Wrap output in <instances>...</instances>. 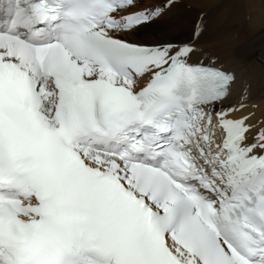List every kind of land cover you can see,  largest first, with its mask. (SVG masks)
<instances>
[{
    "label": "snow or ice",
    "instance_id": "obj_1",
    "mask_svg": "<svg viewBox=\"0 0 264 264\" xmlns=\"http://www.w3.org/2000/svg\"><path fill=\"white\" fill-rule=\"evenodd\" d=\"M176 4L0 0V264H264V127L203 14L128 39Z\"/></svg>",
    "mask_w": 264,
    "mask_h": 264
},
{
    "label": "bare ground",
    "instance_id": "obj_2",
    "mask_svg": "<svg viewBox=\"0 0 264 264\" xmlns=\"http://www.w3.org/2000/svg\"><path fill=\"white\" fill-rule=\"evenodd\" d=\"M201 14L204 31L193 59L213 57L232 71L235 81L226 103L239 109L234 117L248 116L246 123L264 127V0H177L162 28L128 39H187Z\"/></svg>",
    "mask_w": 264,
    "mask_h": 264
}]
</instances>
